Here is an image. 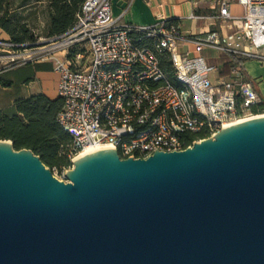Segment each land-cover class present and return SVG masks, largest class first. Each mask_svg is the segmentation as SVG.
I'll return each instance as SVG.
<instances>
[{"label": "water", "instance_id": "water-1", "mask_svg": "<svg viewBox=\"0 0 264 264\" xmlns=\"http://www.w3.org/2000/svg\"><path fill=\"white\" fill-rule=\"evenodd\" d=\"M65 180L0 140V264H264V116L146 159L100 149Z\"/></svg>", "mask_w": 264, "mask_h": 264}, {"label": "built area", "instance_id": "built-area-1", "mask_svg": "<svg viewBox=\"0 0 264 264\" xmlns=\"http://www.w3.org/2000/svg\"><path fill=\"white\" fill-rule=\"evenodd\" d=\"M217 3L216 15L188 17L215 23L205 39L185 34L176 19L133 25L112 17L110 0H84L71 28L47 41L62 102L56 122L71 137L70 168L87 149L146 159L264 116V101L241 65L212 76L215 68L202 62L211 51L264 63V0H235L240 16L229 0Z\"/></svg>", "mask_w": 264, "mask_h": 264}, {"label": "crops", "instance_id": "crops-1", "mask_svg": "<svg viewBox=\"0 0 264 264\" xmlns=\"http://www.w3.org/2000/svg\"><path fill=\"white\" fill-rule=\"evenodd\" d=\"M230 12L240 16L243 9L229 0ZM112 17H122V22L133 25L153 24L157 16L179 21L185 34L199 38H208L217 31L213 22H196L188 19L190 15H216L219 11L217 0H110ZM1 32V30H0ZM226 29L223 33H227ZM1 33L0 39H4ZM264 54V50L261 51ZM234 58L228 54L205 51L202 62L215 68L212 76H227L235 65H241L243 75L250 81L260 98L264 101V63L256 60H240L228 71L221 74L225 64H230ZM235 59V58H234ZM218 60V63H214ZM237 60V59H235ZM202 62H200L202 64ZM39 63H26L16 68L6 70V79H0V110L7 116L15 115V101L31 96L43 95L49 100L58 99V75L53 71H37L34 66ZM43 64V63H40ZM44 65H48L44 63ZM19 72L17 76L14 73ZM29 77L31 81L26 82Z\"/></svg>", "mask_w": 264, "mask_h": 264}, {"label": "trees", "instance_id": "trees-1", "mask_svg": "<svg viewBox=\"0 0 264 264\" xmlns=\"http://www.w3.org/2000/svg\"><path fill=\"white\" fill-rule=\"evenodd\" d=\"M49 20L46 25V35L49 38L60 37L74 24L84 0H48ZM10 40L14 43L31 40L21 35L15 36L11 29L4 24L0 25ZM23 32V31H22ZM21 34V32H20ZM240 60L231 59L230 64H225L221 74L228 71L233 64ZM37 71H51L50 65L37 64ZM165 70H170L168 63L163 64ZM29 77L26 82L32 80ZM0 79H2L0 77ZM62 106L58 98L49 100L43 95L31 96L15 101L16 114L7 116L0 110V140L11 141L15 151L27 149L38 156L45 167L68 165V147L71 137L63 131L56 122V116ZM264 112V109H261Z\"/></svg>", "mask_w": 264, "mask_h": 264}, {"label": "rangeland", "instance_id": "rangeland-1", "mask_svg": "<svg viewBox=\"0 0 264 264\" xmlns=\"http://www.w3.org/2000/svg\"><path fill=\"white\" fill-rule=\"evenodd\" d=\"M48 0H0V25H7L15 36L31 37V40L14 43L1 29L4 39L0 46V77L6 79V70L13 69L26 63H46L53 67L50 52L46 51L51 38L46 35V25L49 20ZM23 31V32H22ZM21 32V34H20ZM11 58L14 60L12 61ZM25 63V64H26ZM214 63H218L216 60ZM19 72L14 73L17 76ZM52 175L65 182V173L70 166L61 165L46 167Z\"/></svg>", "mask_w": 264, "mask_h": 264}, {"label": "bare ground", "instance_id": "bare-ground-1", "mask_svg": "<svg viewBox=\"0 0 264 264\" xmlns=\"http://www.w3.org/2000/svg\"><path fill=\"white\" fill-rule=\"evenodd\" d=\"M95 151H98V150H91V149H87V150H85V151H83L76 159H78V158H80V157H83V156H85V155H87V154H90V153H93V152H95Z\"/></svg>", "mask_w": 264, "mask_h": 264}]
</instances>
